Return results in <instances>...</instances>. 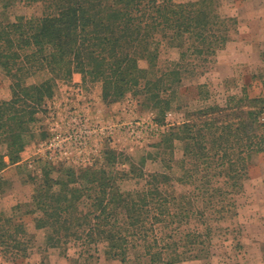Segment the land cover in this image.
<instances>
[{"label":"trees","instance_id":"16d2710c","mask_svg":"<svg viewBox=\"0 0 264 264\" xmlns=\"http://www.w3.org/2000/svg\"><path fill=\"white\" fill-rule=\"evenodd\" d=\"M14 1L3 3L0 13V69L12 82L11 98L0 101V184L2 173L21 162L31 142L49 138L39 115L47 113L59 82H71L75 73L83 81H100L109 105L128 93L141 96L158 111L155 121L168 125L184 70L207 71L237 26L234 18L220 15L222 0H21L44 4V14L11 21L6 10ZM164 45L180 50L179 62L166 70L160 68ZM261 57L264 63V52ZM40 75L42 80L29 83ZM256 79L259 95L243 89L225 105L189 111L180 125L169 124L157 144L163 171L146 173L145 161L115 171L113 150L104 152L106 166L56 168L45 161L31 201L16 205L10 216L0 211L1 253L14 263L30 259L32 229L47 231L39 264H48L50 249H66L73 241L80 250L75 264L93 260L102 244L109 258L122 261L142 245L152 264L182 263L200 258L197 250L209 252L210 233L188 228L192 217H206L218 204L222 212L237 207L224 205L242 192L253 157L264 153V68ZM176 141L183 145L179 161ZM124 177L144 179L145 185L123 192ZM177 186L191 190L180 195Z\"/></svg>","mask_w":264,"mask_h":264},{"label":"rangeland","instance_id":"374dc122","mask_svg":"<svg viewBox=\"0 0 264 264\" xmlns=\"http://www.w3.org/2000/svg\"><path fill=\"white\" fill-rule=\"evenodd\" d=\"M186 3L192 0H174ZM7 0H0V13L4 12L2 4ZM258 0H222L220 15L231 17L237 21V26L231 32V41L218 52L209 69L202 73L203 67L198 71L191 68L184 70V78L178 86L177 94L173 98L171 109L166 115V124L160 125L155 119L161 118L158 111L146 104L141 96L128 93L117 103L107 104L103 99V86L100 81L87 79L83 81L81 73H75L71 82L61 81L58 84L56 96L48 104L47 113H40L39 118L51 135L54 126L65 129V121L69 112L87 114L94 122L113 126V135L97 138L91 150L85 155L73 153L71 159H57L50 161L56 168L62 165L74 167L82 166V162L91 159L92 164L106 166L104 152L113 150L116 153L117 163L115 171H128L130 163L140 164L145 161L144 171L153 173L163 171L160 163L161 149L157 144L161 136L169 129V124H179L185 120L186 113L206 108L215 103L225 105L228 98L239 96L243 89L251 96L259 95L260 80L256 77L262 72L264 63V26L257 23L261 15L258 9ZM45 6L42 3L28 4L16 0L6 10V16L11 21L19 17L40 18L43 16ZM180 50L164 45L160 54V68L166 70L174 62H179ZM141 66L147 67L142 61ZM77 75V80L76 76ZM43 76L32 78L29 83H37ZM75 81H78L75 83ZM10 78L0 69V101L11 98ZM38 124L36 125V127ZM45 140H34L21 155V162L9 165L2 173L3 182L0 184V211L6 215L15 214L13 210L18 204L31 201L36 185L41 182L45 172V160H40L43 153H38ZM174 158L179 161L183 158V145L179 141L174 143ZM175 174L179 172L176 163H172ZM90 166V165H88ZM113 169V166H108ZM53 177L59 176L53 172ZM249 179L243 182L240 194L228 199L224 206L236 203L237 207L228 205L229 211L222 212V205L210 208L206 217L195 215L188 228L209 232L211 244L209 252L199 250L194 255L200 258H189L176 264H264V153L254 156L249 169ZM123 192L142 190L144 179L124 177L119 180ZM191 190L190 186H177V193L183 194ZM217 201V200H216ZM230 202V203H229ZM201 206V204H200ZM220 211V212H219ZM16 213H19L18 211ZM25 221L31 223V218ZM186 227V226H185ZM35 236L34 254L28 260L17 263L8 261L0 249V264H39L41 255L39 248L43 246L46 230H31ZM80 250L73 241L66 249H50L48 264H75ZM89 254L86 253L85 257ZM79 264H152L150 257L145 254L142 245L130 249L126 261L112 259L106 255V245L99 246V252L93 260ZM163 264V263H161ZM165 264V263H164Z\"/></svg>","mask_w":264,"mask_h":264},{"label":"built area","instance_id":"2783aa9c","mask_svg":"<svg viewBox=\"0 0 264 264\" xmlns=\"http://www.w3.org/2000/svg\"><path fill=\"white\" fill-rule=\"evenodd\" d=\"M113 126L94 122L87 114L80 112H69L65 121V129L57 126L51 128L49 139L41 145L38 153L45 161L57 159H71L72 154H87L94 141L103 137L113 135ZM92 165L91 159L82 162V166Z\"/></svg>","mask_w":264,"mask_h":264},{"label":"crops","instance_id":"0c3cea01","mask_svg":"<svg viewBox=\"0 0 264 264\" xmlns=\"http://www.w3.org/2000/svg\"><path fill=\"white\" fill-rule=\"evenodd\" d=\"M259 1V4L258 6L260 5L261 7H258V9L261 11V15L257 18L256 22L257 23H260L261 25L264 26V0H258ZM76 76V80H77V75ZM78 81H75V83H77ZM25 154V152L23 153Z\"/></svg>","mask_w":264,"mask_h":264}]
</instances>
